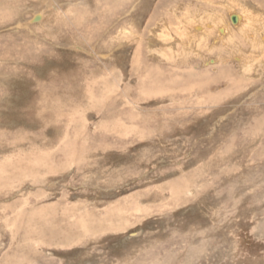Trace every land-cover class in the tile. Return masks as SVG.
Returning <instances> with one entry per match:
<instances>
[{"label": "rangeland", "instance_id": "1", "mask_svg": "<svg viewBox=\"0 0 264 264\" xmlns=\"http://www.w3.org/2000/svg\"><path fill=\"white\" fill-rule=\"evenodd\" d=\"M262 14L0 0V264H264Z\"/></svg>", "mask_w": 264, "mask_h": 264}, {"label": "bare ground", "instance_id": "2", "mask_svg": "<svg viewBox=\"0 0 264 264\" xmlns=\"http://www.w3.org/2000/svg\"><path fill=\"white\" fill-rule=\"evenodd\" d=\"M246 3V2H245ZM245 6V5H244ZM247 6V5H246ZM250 8V6L248 5L247 6V11H244L245 10V8H243L244 10L242 11V13H241V15H242V17H243V19H242V22L240 23V25H239V27H243L245 24H248L249 22H252L253 23V25H255L256 24V22H255V20H258V19H255L257 16L259 17V14H258V12L256 11V9H249ZM255 8V7H254ZM248 10H250V11H248ZM214 13V12H213ZM263 16H264V14H262ZM236 20L237 19H240V17L239 16H237L236 15V18H235ZM221 20V19H220ZM235 20V21H236ZM223 21V20H222ZM224 21H226V20H224ZM234 21V22H235ZM219 22V21H218ZM237 22V21H236ZM238 23V22H237ZM236 23V24H237ZM194 24V23H193ZM214 24H216V25H214ZM235 24V25H236ZM211 25H213L215 28L219 25V23L217 24V21H216V23H215V21L214 22H212V24ZM221 25L223 26V28H224V35H226V36H223L222 38H220V39H222V41H224L225 39H227V36H229V34L232 32L231 31V27H230V25L228 24V22L227 23H225V22H222L221 23ZM194 26V25H193ZM236 27H238V26H236ZM241 29V28H240ZM192 32V38L193 39H199L200 37H207L209 34H210V32H209V30L207 29V28H205V26L203 25V27H202V29L200 30V31H196V30H187L186 32ZM247 39V38H246ZM189 41H191V40H189ZM189 45H190V43H189ZM233 46V45H232ZM210 48V47H209ZM236 49V48H235Z\"/></svg>", "mask_w": 264, "mask_h": 264}, {"label": "crops", "instance_id": "3", "mask_svg": "<svg viewBox=\"0 0 264 264\" xmlns=\"http://www.w3.org/2000/svg\"><path fill=\"white\" fill-rule=\"evenodd\" d=\"M239 17H240V19H239V22L236 24V25H234L235 27L236 26H238L239 27V25H240V23L242 22V19H243V17H242V15H239ZM215 20H213V21H211V22H214ZM190 24H192V23H190ZM229 25H230V27H231V31L233 30V24L231 25V23H228ZM201 25H204L205 26V28H207L209 31L212 29V27H213V25H211V23H207V22H204V23H202ZM246 25V24H245ZM244 25V26H245ZM219 26V25H218ZM216 27L215 28V31H218L219 32V34H218V38H222L223 36H226V35H224V28H223V26L221 25L220 27ZM202 27L203 26H201V27H195V26H192V29L193 30H196V31H200L201 29H202ZM184 28H186V26H184ZM192 29H187V30H192ZM241 29H245V27H242ZM210 35V34H209ZM209 35L207 36V37H209ZM187 37L189 38V40H192L193 38H192V32L190 31V32H187ZM207 37H200L199 39H202L203 40V42L205 43V46H207V47H209V45H206V44H208V39H207ZM228 38V37H227ZM198 40V39H197ZM207 40V41H206ZM179 42V44H180V42L182 43V40H180V41H178Z\"/></svg>", "mask_w": 264, "mask_h": 264}, {"label": "water", "instance_id": "4", "mask_svg": "<svg viewBox=\"0 0 264 264\" xmlns=\"http://www.w3.org/2000/svg\"><path fill=\"white\" fill-rule=\"evenodd\" d=\"M232 19L235 20L234 15L232 16Z\"/></svg>", "mask_w": 264, "mask_h": 264}]
</instances>
